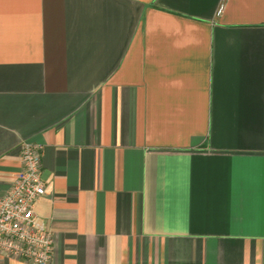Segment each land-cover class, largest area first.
Listing matches in <instances>:
<instances>
[{
    "label": "crops",
    "instance_id": "1",
    "mask_svg": "<svg viewBox=\"0 0 264 264\" xmlns=\"http://www.w3.org/2000/svg\"><path fill=\"white\" fill-rule=\"evenodd\" d=\"M24 141L49 264H264V0H0V199Z\"/></svg>",
    "mask_w": 264,
    "mask_h": 264
},
{
    "label": "built area",
    "instance_id": "2",
    "mask_svg": "<svg viewBox=\"0 0 264 264\" xmlns=\"http://www.w3.org/2000/svg\"><path fill=\"white\" fill-rule=\"evenodd\" d=\"M43 155V144H21V169L0 199V254L31 264H49L55 249L54 232L35 214L36 202L46 194Z\"/></svg>",
    "mask_w": 264,
    "mask_h": 264
}]
</instances>
